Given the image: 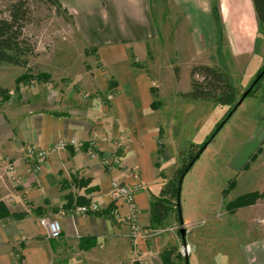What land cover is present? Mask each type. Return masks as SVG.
Masks as SVG:
<instances>
[{"label":"crops","instance_id":"crops-1","mask_svg":"<svg viewBox=\"0 0 264 264\" xmlns=\"http://www.w3.org/2000/svg\"><path fill=\"white\" fill-rule=\"evenodd\" d=\"M173 1L188 16L195 38L205 34L211 38L213 32L218 36L212 0ZM61 3L103 67L93 73L94 95L74 82L60 85L53 95L40 89L25 99L19 91L16 99L1 106L0 160L15 163L17 171L0 170V178H6L2 181L6 186L0 181V202L9 212L0 218V264H134L139 257L165 264L164 251L176 245L172 237L134 245L125 221L127 206L111 199L113 179L131 184L137 174L143 184L136 192L140 221L144 227L152 226L151 202L160 187L157 165L159 156L165 157L164 152L159 155L158 145L163 128L152 115L159 111L152 105L153 92L160 86L148 75L136 74L131 62V56L144 62L151 53L149 44L156 33L149 1ZM220 13L233 56H251L258 32L252 0H220ZM63 138H76L84 147L52 153L42 173H30L33 159L27 148H47ZM92 138L97 139L100 154L119 155L122 167L104 169L99 159L89 157L87 144ZM90 194L100 211L73 213ZM45 217L60 222L59 239L49 237L42 224ZM237 245L236 263L264 264V236Z\"/></svg>","mask_w":264,"mask_h":264},{"label":"rangeland","instance_id":"rangeland-1","mask_svg":"<svg viewBox=\"0 0 264 264\" xmlns=\"http://www.w3.org/2000/svg\"><path fill=\"white\" fill-rule=\"evenodd\" d=\"M148 1L156 33L149 44L151 53L144 62L131 56V62L136 74L148 75L160 86L153 92L152 105L159 110L152 115L163 128L159 155L165 153L157 165V197L169 201L171 214L162 227H144L140 221L155 237L138 243L171 236L176 245L164 253L170 255V263L186 264L177 200L171 192L179 186L180 171L209 141L184 176L178 202L188 233L186 243L192 249L189 264H238L233 257L240 252L237 243L264 236V78L235 112L231 106L186 100L182 94L190 91L192 68L204 64L227 72L238 98L242 97L264 68V26L258 25L255 52L235 57L224 26L221 39L216 32L211 38L205 34L197 39L188 16L173 0ZM9 4L10 0H0V16L8 15ZM24 33L34 48L29 67L0 66V85L10 90L13 99L19 91L25 99L40 89L53 95L60 85L74 82L73 86L85 88L82 91L87 89L84 93H96L93 73L103 62L79 36L69 11L59 13L43 0H32ZM4 180L0 178L6 186Z\"/></svg>","mask_w":264,"mask_h":264},{"label":"trees","instance_id":"trees-1","mask_svg":"<svg viewBox=\"0 0 264 264\" xmlns=\"http://www.w3.org/2000/svg\"><path fill=\"white\" fill-rule=\"evenodd\" d=\"M31 1L32 0H10L8 6V15L0 16V66L2 65H12L17 67L28 68L30 64V57L34 53V48L29 40L25 37V27L30 21L31 17ZM46 3L54 6L59 13H67V10L63 7L61 0H43ZM253 7L256 14V19L259 25L264 26V0H252ZM213 13L216 26L218 28L219 39L222 37L223 24L221 20L220 13V0H213ZM97 50H93L95 53ZM30 70V69H29ZM264 71V68L260 71L259 75ZM257 76V78L259 77ZM29 75H26V80H28ZM200 77L201 79H198ZM256 78V79H257ZM264 76L260 79V81ZM255 79V80H256ZM253 81V83L255 82ZM260 81L256 84L253 90L250 92L248 97L255 91V89L260 84ZM252 83V84H253ZM251 84V85H252ZM251 87V86H250ZM249 87V88H250ZM248 88V89H249ZM10 90L6 87L0 85V108L1 106L9 102L12 98ZM182 97L186 100L204 101V102H214L224 106H231L233 109L237 105L238 98L237 91L233 85L230 75L214 66L210 65H196L191 70V88L190 91L183 93ZM230 112V114H231ZM218 131L214 132L216 136ZM216 134V135H215ZM209 144L207 141L204 145L200 146L199 150L192 157L190 162H188L186 168L180 171V180L183 178L193 167V165L199 160L203 154V148L205 145ZM180 180L179 186L171 192L175 195L177 200L178 216L180 218L181 207L178 206L180 199ZM77 185L80 183L74 180ZM89 181H85V184ZM172 189L174 185H171ZM86 202L83 205H88L90 201L84 197ZM82 205V206H83ZM171 214V206L167 199L163 197H155L151 202V223L155 227H162L167 218ZM9 216L5 205L0 202V218ZM170 255L167 252L163 254V259L165 264L170 263ZM186 264H189V259L186 257Z\"/></svg>","mask_w":264,"mask_h":264},{"label":"built area","instance_id":"built-area-1","mask_svg":"<svg viewBox=\"0 0 264 264\" xmlns=\"http://www.w3.org/2000/svg\"><path fill=\"white\" fill-rule=\"evenodd\" d=\"M86 97H88V95H86ZM115 146L120 147V143H116ZM69 147L83 148L84 144L76 138H63L47 148H38L33 145L29 146L27 148V156L33 159V164L28 171L33 174L42 173L52 153L66 151ZM87 147L89 157L92 159H99L104 169L122 167L123 162L119 155L99 153L98 141L96 138L89 140ZM0 170H3L5 174H12L17 171V166L10 160H0ZM134 178L135 180L131 184H124L119 179H113L111 199L115 202L122 201L127 206L125 221L130 228L129 237L132 243L136 245L139 239H150L151 237H155V234L154 232L151 233L143 229L140 224V207L136 199V192L143 188V184L138 179L137 174H134ZM88 198L90 203L77 207L73 213L88 215L89 213L100 211L101 206L93 200V194L88 195ZM42 224L47 229L51 239H59L61 237L63 231L59 221L45 217L42 219ZM182 252L184 256L189 257L192 249L189 245H184ZM134 264H151V262L139 257Z\"/></svg>","mask_w":264,"mask_h":264},{"label":"water","instance_id":"water-1","mask_svg":"<svg viewBox=\"0 0 264 264\" xmlns=\"http://www.w3.org/2000/svg\"><path fill=\"white\" fill-rule=\"evenodd\" d=\"M263 76H264V71L259 75V77L255 80V82L251 85V87L246 91V93L241 97V99L238 101L237 105L235 106L233 112H235L242 105L244 100L248 97L250 92L253 90V88L256 86V84L260 81V79ZM206 146L207 145L204 146L203 151L206 149ZM183 180H184V177L180 181V193H179V196L181 195V189H182V185H183ZM179 206H181L180 203H179ZM180 218H181V226H182L181 230H180V235H181V238H182V240L184 242V245H187V243H186L187 229L185 228V223L183 222V218H182L181 214H180Z\"/></svg>","mask_w":264,"mask_h":264}]
</instances>
